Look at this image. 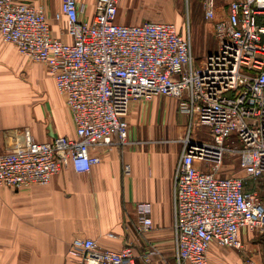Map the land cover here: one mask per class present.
<instances>
[{
	"label": "built area",
	"instance_id": "1",
	"mask_svg": "<svg viewBox=\"0 0 264 264\" xmlns=\"http://www.w3.org/2000/svg\"><path fill=\"white\" fill-rule=\"evenodd\" d=\"M121 2L96 0L92 20H84L78 0H62L56 18L66 19L72 39L66 41L52 34L42 6L0 0L3 40L47 66L76 130L74 137L39 141L27 129L22 141L0 152V187L48 184L69 166L90 171L101 162L92 148L127 142L134 100L174 97L190 118L173 180L175 264H209L213 243L241 252V228L264 233V200L242 177L221 171L227 154H236L247 174L264 178V0H231L226 15H219L218 0H203L218 46L200 65L190 26L181 33L170 20L119 23ZM195 121L209 128L210 139L194 136ZM137 209L138 231L151 230L152 203L141 201ZM69 252L67 264H136L130 245L103 248L93 238L76 237ZM245 262L254 264L250 256Z\"/></svg>",
	"mask_w": 264,
	"mask_h": 264
},
{
	"label": "crops",
	"instance_id": "2",
	"mask_svg": "<svg viewBox=\"0 0 264 264\" xmlns=\"http://www.w3.org/2000/svg\"><path fill=\"white\" fill-rule=\"evenodd\" d=\"M25 1L44 8L54 36L72 40L66 32L65 17L56 18L62 0ZM95 2L78 0L81 19L92 20ZM123 6L124 0L117 16L119 23L146 19L136 17L130 9L128 17H123ZM46 74L43 63L28 60L0 34V152L24 139V126H29L39 141L58 135L75 136L71 113L54 90L47 106L33 113L31 89ZM161 106L165 112L175 107L169 101ZM140 108L133 115L145 107ZM178 122L176 118L172 123ZM186 122L184 117L180 119L179 134ZM172 129L162 128V137H158L154 128L145 131L129 125L126 143L92 148V154L100 156L101 162L90 171L78 172L69 166L48 184L20 189L0 187V264L73 263L69 250L76 237L93 238L101 247L115 250L130 245L136 264H142L144 255L152 249L157 252L150 264H175L172 193L182 143L178 138L184 133L176 139ZM126 165L131 168L129 174L124 171ZM227 172L223 164L221 175L232 176ZM141 201L153 205L154 225L147 232L137 228V204ZM240 237L245 245L241 252L213 243L208 251L209 264H247L245 256H250L254 264H264V233L243 227Z\"/></svg>",
	"mask_w": 264,
	"mask_h": 264
},
{
	"label": "rangeland",
	"instance_id": "3",
	"mask_svg": "<svg viewBox=\"0 0 264 264\" xmlns=\"http://www.w3.org/2000/svg\"><path fill=\"white\" fill-rule=\"evenodd\" d=\"M229 1L231 0H218L219 15H226ZM129 9L135 12L134 15L136 17L158 20L166 19L170 21L173 20L179 27L181 33L185 32L187 27L190 26L192 32L193 52L195 54V64L197 65H200L208 52L212 51L218 46L214 22L207 19L204 15L203 0H124V6L122 10V12L124 11L122 14L123 17H128ZM26 58L34 62L32 59L28 57ZM46 73V78L44 77L41 78L40 81L34 82V87L31 89L32 93L30 98L34 100V115H36L38 109L47 106L46 102L52 98L54 90L58 96L63 98L64 103L72 116V111L66 102V98L64 94L58 90L55 80L49 72L47 66ZM54 85L55 88H53ZM166 101H169L170 104L173 103L175 106L174 109L170 108L168 112H165L163 109H161V107H163L161 105ZM141 105H143L145 108H143L138 115H133L136 111H139V109L142 108H140ZM180 114L187 121V128L185 124H183V130L179 134L177 126L181 124L180 119L183 118L180 116ZM141 117L143 118L144 122L141 120ZM176 118L179 122L172 123ZM128 122L130 123L129 125L131 129L139 128L140 130L143 129L147 131L151 128H154L158 137H162L160 134L162 128L163 130L165 128L168 130L173 128L172 130H175L174 135L176 136V139L178 138L177 135H182L184 133L180 138H178L179 141L185 137L188 130L190 129V118L181 109L180 100L165 95H153L151 97H141L134 100L131 103L130 112L128 114ZM28 127L29 126H24L23 128V137L25 136L26 130L29 129ZM192 129L196 138L198 137L201 139H207L210 137V134L208 133V127L203 126L196 121L194 122ZM223 164L228 170L227 173L242 177L245 187L251 189L255 188L264 200V178L255 180L252 176L247 174L240 165L239 155L227 154Z\"/></svg>",
	"mask_w": 264,
	"mask_h": 264
},
{
	"label": "trees",
	"instance_id": "4",
	"mask_svg": "<svg viewBox=\"0 0 264 264\" xmlns=\"http://www.w3.org/2000/svg\"><path fill=\"white\" fill-rule=\"evenodd\" d=\"M254 178V177H253ZM255 180H257L256 178H254ZM258 179H260V178H258ZM247 190H254V189H251V188H246Z\"/></svg>",
	"mask_w": 264,
	"mask_h": 264
}]
</instances>
